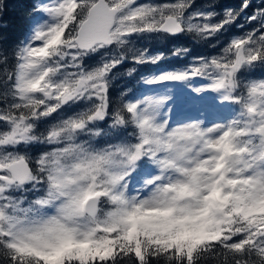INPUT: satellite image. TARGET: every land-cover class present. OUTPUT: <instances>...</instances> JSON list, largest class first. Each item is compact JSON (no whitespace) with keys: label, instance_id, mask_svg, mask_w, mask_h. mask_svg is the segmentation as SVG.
Masks as SVG:
<instances>
[{"label":"snow or ice","instance_id":"obj_1","mask_svg":"<svg viewBox=\"0 0 264 264\" xmlns=\"http://www.w3.org/2000/svg\"><path fill=\"white\" fill-rule=\"evenodd\" d=\"M196 2L36 0L29 33L10 48L0 37V264H264V79L251 78L264 69V2L206 0L190 12ZM250 8L253 29L222 54L144 80H203L192 91L238 112L172 127L162 99L123 92L112 109L114 69L168 58L131 37L210 41ZM108 50L119 51L85 66ZM82 101L91 106L63 111ZM109 119L132 131L98 145L96 125Z\"/></svg>","mask_w":264,"mask_h":264},{"label":"trees","instance_id":"obj_2","mask_svg":"<svg viewBox=\"0 0 264 264\" xmlns=\"http://www.w3.org/2000/svg\"><path fill=\"white\" fill-rule=\"evenodd\" d=\"M138 2H149V0H138ZM159 3L161 0H155ZM206 0H197L193 9L190 12L195 11L197 8L203 7ZM264 2V0H262ZM218 9L223 8H237L239 9L243 3V0H220ZM4 10L0 12V37H3V43L5 47H11L20 39L29 33L32 26V21L36 17L33 9L36 6V0H4ZM255 6V0H253V7ZM251 14V8L241 14L240 19L236 24L232 25L229 30L219 38H213L210 41H195L189 35H181L178 37L158 38L156 36H133L131 41L135 47L146 48L148 51L155 54H163L168 58L161 61L159 64H145L136 65L130 59L125 60L112 72V87L109 89V94L112 99V109L115 110L120 102L121 93H127L124 97L127 101L129 99L137 100L143 96L149 87L144 83V80L154 74H160L161 72L183 68L190 65L192 60L199 56H213L222 54V44L234 35H243L247 31H251L255 25V22L249 24L246 22L245 17ZM243 25V27H241ZM219 39V41H217ZM214 45V46H213ZM177 47H186L190 49V52L186 56H174L173 51ZM119 50H108L105 53H97L89 56L85 59V66L88 68L95 67L101 59L102 55H116ZM135 69L131 76L127 75L128 71ZM253 79H264V69H258L256 75H252ZM198 82H205L203 80H196ZM169 86V84H168ZM89 102H80L73 106L71 109H65L63 111L72 113L83 110L86 107H90ZM56 117L51 118L49 121L42 122L39 127L43 131L46 124L52 122ZM111 120L99 122L96 127L101 130V136L95 141L98 145H106L107 143H119L127 136V133L131 132L129 128L126 131L116 132L109 128ZM43 145H30L28 150L33 155L38 154L44 149ZM23 150V149H22Z\"/></svg>","mask_w":264,"mask_h":264},{"label":"rangeland","instance_id":"obj_3","mask_svg":"<svg viewBox=\"0 0 264 264\" xmlns=\"http://www.w3.org/2000/svg\"><path fill=\"white\" fill-rule=\"evenodd\" d=\"M45 19L47 18L45 17ZM190 84L191 86L179 81L155 85L145 83L149 90L137 100L148 97L162 99L164 101V107L161 109L162 118L167 119L172 127L197 120L211 123L215 120L227 119L234 112L239 111L238 108L222 103L215 93L198 94L192 91L193 87L205 86L206 82L193 80Z\"/></svg>","mask_w":264,"mask_h":264}]
</instances>
